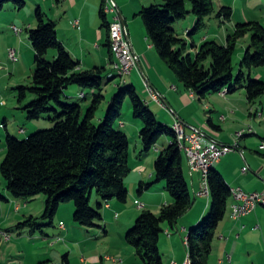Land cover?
Returning <instances> with one entry per match:
<instances>
[{"label":"trees","instance_id":"1","mask_svg":"<svg viewBox=\"0 0 264 264\" xmlns=\"http://www.w3.org/2000/svg\"><path fill=\"white\" fill-rule=\"evenodd\" d=\"M163 2L162 5L144 8L137 16L142 17L150 43L186 90L200 100H205L225 90L227 94H234L245 89L248 103L255 105L264 96V82L252 76L253 70L264 67V27L259 22L237 24L234 32L228 36L226 45L205 40L198 46L183 40L173 25L188 17L191 11L187 4L191 3L197 22L194 30L187 33L194 35L203 31L207 27L206 19L215 12L214 0ZM8 4L22 10L26 0H0V14ZM104 6L101 18L103 27L108 29V44L114 57L110 38L111 22L104 12ZM232 16L233 9L228 6L218 13L219 18L229 21ZM35 21L36 28L29 31V39L36 54L33 85L20 86L19 99L23 101L29 93L34 94L36 99L25 108L28 118L39 120L44 114L52 112L55 125L24 141L10 134L7 136V154L0 171L11 197L15 200H31L41 195L47 196L42 218L31 217L19 223L16 229H31L30 233L34 234L47 226L39 224L40 219L50 221L48 225L52 226L60 207L72 202L78 225L102 228L104 216L101 210L113 200L121 203L128 201L129 192L125 181L132 172L129 165L130 144L127 134L117 129L124 100L128 97L134 117L143 124L140 137L145 152H151L162 136L172 137V142L159 153L155 162L156 181L149 184L141 182L139 185V193L142 194L155 183L164 181L172 201L163 206L159 214L144 210L125 236L127 244L134 248L139 264H164L160 251L163 225L175 229L195 202L185 176V154L179 146L175 129L158 120L133 85L121 89L114 96L104 122L96 124L94 120L104 100V81L112 82L113 76H107L104 68L78 72L80 63L59 41L57 24L48 19L40 8L35 12ZM249 33L252 34V43L241 63V67L248 72L241 70L235 78L233 59L237 44ZM52 50H56L57 55L50 62L48 56ZM209 61L211 64L207 67ZM72 85L91 90L93 94V101L85 114L81 105L69 104L64 100L65 91ZM208 180L212 200L210 214L201 224L191 228L188 235V255L192 264H208L217 229L224 221L232 199L231 187L214 167L209 171ZM94 193L100 198L97 210L91 207ZM63 264H70L67 256Z\"/></svg>","mask_w":264,"mask_h":264},{"label":"rangeland","instance_id":"2","mask_svg":"<svg viewBox=\"0 0 264 264\" xmlns=\"http://www.w3.org/2000/svg\"><path fill=\"white\" fill-rule=\"evenodd\" d=\"M26 1L29 2V0H26ZM104 1H105V6H107L106 5L107 1L106 0ZM115 2L117 3V0H115ZM163 3H164L163 0H161L159 1V3L156 2V5H162ZM105 6H104V9H106ZM149 6L151 7V5ZM149 6H147L146 8H149ZM224 6L226 7L228 6L233 9V16L230 21L226 20L225 18L218 17V13ZM8 7H14L13 9H16V7L12 4L6 5L5 10L0 14V21L6 18L10 22L7 25L8 27L6 29V32H7V36L11 38V40L17 39L19 43L18 46L14 48L17 50L19 61L11 60V57L9 55L11 52H9V54L5 56L4 58H0V76H1V79H0V167L4 159L6 158V154H7L6 139L9 134L18 140L24 141L27 139V137L37 132H40V131L52 129L55 125L54 122H52V119L54 118V114L52 112L44 114L39 120H30L28 118V113L25 108L26 106H28V104H30L36 99V96L34 94L29 93L23 101H20L19 99L18 88L20 86L31 87L33 85V75L36 69V63H35L36 54H35V51L29 39L30 27L28 26V24L30 20L32 22L35 21V12L37 10V7L33 10H30L29 8L25 7L22 10L17 9L16 12L10 11ZM187 7L189 11H191V13L188 15V17L185 20L175 22V24L173 25V28L176 30L177 34L183 40L187 41L190 44L192 43L193 39H196V41L198 42V46H199L201 45L203 39L207 38V40L215 41L219 45L223 46L227 44L228 36H230L234 32L237 24L249 23V22H259L264 27V0H214L215 12L212 16L206 19L207 27L203 31H200L199 33H196L194 35H189L187 33V30L188 31L194 30V28L196 27L197 17L192 13L191 3H188ZM116 12L118 14H107V16L109 17V19H111L112 17L113 20H114V15L119 16L120 22L124 25L128 33L127 34L128 39L127 38L126 39L129 40L130 42L128 26L124 18L122 17L120 8H118ZM139 21L143 23V26L145 27L142 17L140 16H139ZM12 26H15V27H12ZM135 27L138 28V25L136 24ZM15 28L20 31L18 34L14 31ZM144 29L147 32L146 27ZM110 36H111V32H110ZM147 36H148V32H147ZM251 43H252V34L249 33L245 37L241 38L237 44V50H236V53L233 59L235 78L238 76L241 70L248 72L246 69H243L241 67V63H242L243 58L245 57L247 50L250 48ZM131 49H132L131 52L135 53L133 52L134 50H133L132 44H131ZM53 51H56V50H53ZM252 52L254 53V50H252ZM132 53H131V57L132 58L136 57L138 61L137 65H139L138 55L135 53L136 56H133ZM155 53L156 55L158 54L156 50H155ZM48 60H51L50 62L53 61L51 57H49ZM210 64H211V61L207 62L206 66L209 67ZM113 65H114V62L112 63V68H113ZM166 67L172 75H176L170 68H168V66ZM113 73L114 75L116 74L115 71ZM138 74L140 75L142 79L141 81L146 86L145 89H147V83L145 82L144 77L142 76L144 74L141 71H139ZM112 75H109V76H112ZM129 76L130 75L125 76L123 78L117 77L112 82H108V80L104 81V86H103L104 100L102 104L100 105L99 110L97 111V114L94 120L96 124H101L102 122H104L106 113L111 106V102L114 96L118 94L121 89L131 85L128 83L127 84L124 83V81L127 82L130 79ZM252 76L253 78L260 79L261 81L264 82V67L253 70ZM83 92L85 93L84 98H82ZM137 92L139 96L144 100L145 99L144 94H142L144 92L143 85L139 84ZM216 95H219V96H216ZM220 95L221 94H215L213 96L214 101H212L211 104H215L217 102L219 103L220 100L219 98H216V97H221L222 95L221 96ZM67 96H69V98ZM225 96L226 98L235 97V100H236L235 106L236 108L240 110V114L238 115V117L237 116L234 117L235 120L233 119L229 120L230 121L229 125H231L232 128L236 129V131L234 132L231 130L226 131L225 137L231 138L234 135V133L237 132L238 130L237 128L244 129L249 134L251 123H255L258 128L261 127L264 130V115L263 116L260 115V113L264 110V96L261 99H259L257 103L253 106H251L248 103L245 89L239 90L235 92L234 94L223 95V97ZM210 99H209V102L211 101ZM64 100L69 104L81 105L83 107V112L85 114L93 101V94L91 90H88V89L84 90L77 85H72L65 91ZM221 103L223 102L221 101ZM150 109L156 114L158 120L162 122V119H161L162 115H159L161 114L159 113L160 112L159 107L156 105H153ZM165 109H168V113L170 112L169 111L170 109L168 107ZM251 109H255L257 112V115L251 117L250 116ZM209 114L211 113L204 112V116H209ZM101 115H103V118L99 120V117ZM142 127H143L142 122L134 117L131 101L127 97L124 100L122 118H121V121L117 123V129L127 134L129 138V144H130L129 165L132 169V172L126 178V183H128L127 188L129 186L132 191L131 192L129 191L128 193L129 194L128 201L126 203H121L117 200H113L110 204L115 203L114 212L108 219L105 218V213L107 211L106 207H110V205H107L106 207H104L101 210L104 216V219H103V222L101 223L102 228L100 229L85 228V227L78 225L75 222V218H74L75 209L72 213L69 210H64L65 209L64 207H69V205H72L73 207H75L73 202L68 203V204H63L61 206L60 208L61 210H59L61 212H59L60 214L57 213L56 221L54 220V225L52 226L48 225L50 221H45V220L40 219L39 224L47 225V226H44L41 230H45L46 233L49 234L50 236L57 234L59 230V222L61 220L59 219V215L62 216V220L64 224H66V228L77 227L78 229H80L82 233L81 236H78L75 239H69L66 241H64L65 239L64 240L60 239L57 241V238L56 239L53 238L52 241L57 244L41 245V247L44 249L43 252L48 254L49 256L47 257V259L50 258L49 263L63 264L64 258L67 255H69V252L74 251V253H72V256H71L73 258V261H72L73 264H81L80 262L81 259L84 256L87 257L89 255L88 254L89 251H92V250H96V251H93L92 254L101 255L102 253V257L105 258V262L102 263L100 260L99 262H97V264H112L114 263V261L117 262L118 260L119 262L124 259L126 260V264H128V262H131L133 259H138L135 255L134 248L131 247L129 244H127L125 239L122 240L121 236H119V233H118L119 231H121V227L119 225L120 222H124L132 218V220H134V223L131 225L132 226L131 228H133L140 214L144 210H147L145 208H140L139 204L135 202V200H141V195L139 193V187L136 188V183H135L136 176L134 174L133 167H132L134 165L133 162L139 165L140 164L143 165V167L145 168V171L147 170L148 174L150 172H154L155 162L159 156V153L168 147L169 145L168 140L172 139V137L170 136H166V135L162 136L157 146L151 152L147 153L144 151L142 140L140 137V132L142 130ZM22 130H24V132H22ZM240 139H238L235 135V139H233L235 140V143L231 144L230 146H235L237 142V145L239 147L236 146L237 150L232 153H236L238 151L244 154V151L240 148V145H239L240 141H242L243 146H247L248 149H244V150H246V152H248L249 155H254L256 158L258 157V159H260L262 162L264 161V150L256 147L257 142H258V137L249 136L248 138H245L244 140H240ZM246 140H249V141L254 140L255 144L252 143L248 145L249 141H247L246 143ZM203 144L204 146H206L207 141H204ZM3 149H4V152H3ZM184 154H185L184 155L185 158H187V155L185 152ZM231 157L232 156H228L227 158H223L222 160L228 163V165H231L230 163ZM247 168L249 170V167ZM184 169H185V172H187V166L186 167L184 166ZM187 179L189 180V183H190L191 181H190V178H188V175H187ZM154 181H156L155 178L153 179V182ZM129 182H131L132 185H130ZM202 186H203V183L201 181L200 187H198L199 191L202 190ZM133 188H135L134 191H133ZM165 188H166V182L164 181L155 183L152 187V189L158 193L165 192L168 199L172 201V199L166 192ZM231 189H234V188H231ZM192 192H193V189H192ZM0 193L4 196L6 195V196L11 197L10 193L7 190L6 180L2 176L1 171H0ZM193 195L195 196V202H194L192 209L179 220V223L177 224L176 228L170 229V227L167 224L163 225L164 233L161 236L162 240L160 241V251H161V255L163 257V261L165 264L166 263L168 264V262H170L171 258L173 257L174 248L178 247L176 240H179L180 247L185 254L186 260L184 264L188 263L187 258L189 254L188 253L189 244L187 246V244H185L184 239L186 238L188 239V235L191 231L189 222L191 220L193 221V219L195 220V217L197 218V216L200 214V216H202V219L198 224H201L204 218H207L210 214L211 203H212L211 197L210 196H198L197 193L195 192H193ZM39 199L46 200L47 196L41 195ZM42 200H38V201L36 200L33 202L32 201L29 202L26 200L17 199L15 200L16 201L15 205L12 206L13 208L12 210H10L11 208H7L8 210H10V215H8V217L10 216L11 220L16 222L17 220L15 218L18 214L15 211V208L17 205L20 206V208L22 209L21 211L23 212L26 209V206H25L26 202H29V204H31L32 207L37 210V208L41 206ZM232 201L234 202L233 197H232V200L229 201L226 218L229 217V214L232 211V206H233L232 204H235V202L233 203ZM99 202H100V198L97 196L96 193H94L91 199V207L97 210ZM5 205L9 206L7 202H5ZM255 210L251 214H253ZM0 211H1V204H0ZM156 212L157 214H159L158 211ZM43 213H41L37 217L42 218ZM22 214L23 213H21V216ZM64 216H66V219L64 218ZM1 217L3 218L2 213H0V220L2 219ZM231 217H232V212H231ZM4 218H7V217H4ZM234 221H239V220H234ZM7 223H10V222H8L7 219H4L0 224V230L1 229L9 230V233L12 236L14 248L6 247L7 245L6 242L8 241H6V239H4L2 235L3 233H6V232L0 231L2 239H3V242H2L3 245L0 246V250H4L6 254L10 253L11 255L14 254L13 256H16V255L19 256L16 262L17 264H21L23 262L26 264H33V262H36L37 260L33 256L35 250H33V246L32 244H30L31 243L29 240L30 238H28V235L31 234L30 233L31 229H24L23 231H21V230L16 229L17 225L21 222H16V224L12 227H10L9 224ZM198 224L196 226H198ZM166 227H168V229L171 230V236L173 238V242L171 244L168 242V236L165 230ZM184 227H187L188 231L183 232ZM37 232H40V230L38 229ZM106 232H108L107 235L105 234ZM261 234L262 232H260L258 237H256L255 239H252L253 241L252 243H255L259 247L263 248L264 239L263 237L260 239ZM21 235H23L24 239H22L23 242L19 243L17 242V240L22 237ZM89 239L91 240L89 241ZM76 243L78 245H76ZM123 243L128 250L126 249L124 250V248L122 250ZM246 243H248L246 239H243L240 242L233 241L231 243L230 250H233V247L239 248L241 246V248H239L240 253L239 255L235 257L234 264H250L251 257L249 253V248H251V246L248 248V245H246ZM223 247H224V242H222L217 237L216 241L214 242L213 251L209 257L208 264H219L218 262L219 260H222L221 263L225 262V264H231L228 258V255L227 256L220 255V252H221L220 249H222ZM108 257L111 258V260H109ZM106 258L112 262L111 263L106 262L107 261ZM13 260H16V259H14L13 257Z\"/></svg>","mask_w":264,"mask_h":264},{"label":"crops","instance_id":"3","mask_svg":"<svg viewBox=\"0 0 264 264\" xmlns=\"http://www.w3.org/2000/svg\"><path fill=\"white\" fill-rule=\"evenodd\" d=\"M159 1L161 0H117L122 17L124 18L128 26L130 42L132 44L133 50L139 57V65L135 70H133L132 74L129 76V82L127 81L126 83L135 86L136 90H138L139 84L143 85L144 92L142 94H144V101L150 108L153 105L158 106L160 109L159 113H161L159 115H162L161 123L171 128L175 127L177 121H181L184 123L186 132H190L192 128H196L205 134L204 141H207V145L210 144L212 139H215L220 143L226 145L234 144L235 140L233 139H235V135L241 131H245V135L240 140H244L249 136L258 137L256 147L261 148L262 142L264 141V130L261 127L258 128L255 123H251L249 134L246 130L237 128V132H235L231 138L225 137L226 131H236V129L232 128V126L229 125V120H235L234 117H238V115L240 114V110L235 106V97L226 98V96L223 97V95H220L221 97H216L219 98V103L217 102L215 104H211L212 101H214L213 96L215 94L209 96L205 100H200L197 96H193L190 91L186 90L184 85L179 81V79H177V76L172 75L170 73V71L166 67L167 65L165 66V63L160 58V56L158 54V56L156 55L155 48L150 43L147 36V32L144 29L145 27L143 26V23L139 21V16H137V14L140 13L147 6L155 5L156 2L159 3ZM104 4V0H29V2L26 1L25 7L29 8L30 10H33L36 7L37 9L40 8L45 13L48 19L54 21L57 24V35L59 41L69 51L72 57L80 63V66L78 67V72L90 71L96 68H104L107 70L106 75L109 76L112 75V73L114 72L112 68V63L116 60V58L115 56L112 57L111 49L108 44V29L103 27L101 12ZM8 8L10 11L16 12L17 10V8L13 9L14 7ZM107 18L109 22H112V17L111 19H109V17L107 16ZM113 22H115V15ZM8 23L10 22L6 18L0 21V58H4L5 56H7L11 50H15L17 53V50L14 48H16L19 43L17 39L11 40V38L7 36L6 29L8 27ZM76 23L78 24L76 25ZM136 24L138 25V28L135 27ZM28 26L30 27V30L34 29V27H36V22H32L30 20ZM205 40H207V38H204L202 42H204ZM192 42L198 45L196 39H193ZM56 55V51L53 50L49 53V57H51L53 60L56 58ZM139 71L144 74L142 76L144 77V80L147 85L150 86L162 97L165 105L170 109L169 111L171 113H168V109H165L159 104L152 101L149 91L145 89L146 86L141 81L142 79L138 74ZM112 76V80H115L117 78L114 73ZM82 94L85 95L84 92ZM67 97L69 98V96ZM209 99L211 100L210 102ZM221 101L223 103H221ZM204 112H210L211 114H209V116H204ZM255 115H257L256 110L251 109L250 116L252 117ZM102 118L103 115L99 117V120ZM22 132H24V130H22ZM247 141L249 140H246V143ZM171 142L172 139L168 140L169 144ZM242 143L243 142L240 141L239 145L240 148L244 151V154L238 151L236 153L228 154L222 157L220 161L215 164L214 168L223 175V177L226 179L228 185L231 188L241 187L246 192L260 193L264 197V161L262 162L260 159H258V157L256 158L254 155H249L248 152L244 150L248 149L247 146H243ZM252 143L255 144L254 140H250L248 145ZM228 156H232L230 161L231 165H228V163L222 160L223 158H227ZM133 163L134 165L132 167L136 176V188L139 187L141 182L147 184L152 183L153 179L155 178V171L150 172L148 174L147 170L145 171L143 165L136 164L135 162ZM184 166H187V172H185V176L187 178L188 175V178H190L191 182L189 184L193 189V192L199 193L200 191L198 187H200L201 181L203 182L201 173H191L187 158H185ZM245 167H249V170L246 173L243 172V169ZM129 184L132 185L131 182H129ZM127 185L128 183H126V186ZM134 189L135 188H133V191ZM129 191L131 192L132 190L128 186V192ZM140 195L141 200H135V202L142 203L145 209L152 211L155 214H157L156 211H158L159 213L163 206L171 203L165 192L158 193L152 188L143 191V193ZM39 198L40 196L26 201L33 202L36 200H42ZM5 202H7L9 206L5 205ZM29 202H26V209L23 212L21 211L22 209L20 208V206H16L15 211L18 214L15 218L17 220L16 222L22 223L30 219L31 217L38 218L37 216L43 213V211L45 210V199L41 201V206H39L37 210L33 208L32 205L29 204ZM15 203V199L10 196H4L0 193V213H2L3 215V218L1 217L2 219L0 220V224L4 219H7V221L10 222L7 223L10 227L16 224L15 221L11 220L10 216L8 217V215H10V210L13 209L12 206L15 205ZM114 204H109L110 207H106V219L110 218V216L113 214ZM7 208L11 209L8 210ZM64 208V210H69L71 213L75 209V207H73L72 205H69V207ZM59 212L61 211H58V214H60ZM21 213H23L22 216ZM199 216L200 214L197 216V218L195 217V220L193 219V221L191 220L189 222L191 228L196 226L201 221L202 216ZM64 218L66 219V216H64ZM59 219L61 220L59 222V230L57 234L50 236L46 233L45 230H40V232L35 231L34 234L28 235V238H30L29 240L31 242L30 244H32L33 250H35L33 256L37 260L36 262H33V264H51L49 263L50 258L47 259V257H49L48 254L43 252L44 249L41 247V245L57 244L52 241L53 238H57V241L60 239H65L64 241H66L69 239H75L78 236L82 235L80 229H78L77 227L66 228V224H64L62 220V216L59 215ZM54 220L56 221V217ZM62 223L64 224V228L61 227ZM133 223L134 220H132V218L119 223L121 231H119L118 233L119 236H121L122 240L125 239V236L131 229V225ZM187 227L183 228V232L188 231ZM170 229H168V227L165 228L168 236V242L171 244L173 242V238L171 236ZM0 231L9 232V230L2 229ZM260 232H262L260 239L262 237L264 239V205L262 204H259L253 214L239 221H234L231 218L230 212L229 217H225L224 221L219 225L214 242L216 241L217 237L222 242H224V247L220 249V255H228L230 263L234 264L235 257L239 255V248H241V246L239 248L233 247V250H230V245L233 241L240 242L243 239H246V241H248V243H246V245H248V248L251 246V248H249V253L251 257L250 264H264V247L261 248L257 244L252 243V239L258 237ZM107 233L108 232H106L105 234L107 235ZM21 236L22 237L17 240V242L19 243L23 242L22 239H24L23 235ZM90 240L91 239H89V241ZM176 241L178 247L174 248L173 257L171 258L170 262H168V264H184L186 260L185 254L180 247L179 240ZM2 242L3 239L0 233V246L3 245ZM77 243L76 245H78ZM6 244V247L14 248L12 238L10 241L6 242ZM123 248L124 250H128L125 247L124 243L122 250ZM93 251L96 250L89 251V253L87 252L89 255L87 257L84 256L81 259V264H97V262H99L100 260L102 263L105 262V258L102 257V253L101 255L92 254ZM72 253H74V251H70L69 255H67L70 264H73V258L71 257ZM13 255L14 254L11 255L10 253L6 254L4 250H0V264H17L16 262L19 256ZM13 257L16 260H13ZM108 259L111 260V258L109 257ZM108 259L106 258V262L111 263L112 261H109ZM218 262L219 264H225V262L221 263L222 260H219ZM21 264L26 263L23 262ZM112 264H126V260L124 259L119 262L117 260V262L114 261V263ZM128 264H139V261L138 259H133L131 262H128Z\"/></svg>","mask_w":264,"mask_h":264},{"label":"built area","instance_id":"4","mask_svg":"<svg viewBox=\"0 0 264 264\" xmlns=\"http://www.w3.org/2000/svg\"><path fill=\"white\" fill-rule=\"evenodd\" d=\"M113 10H115V14H118L116 11L118 10V5L115 0L112 1ZM78 23H76L77 25ZM115 26L117 28V38L119 40V50H120V65L117 66L115 71L116 77H125L131 75V72L138 67L137 58L131 57V44L127 37V30L124 25L120 22L119 16L115 15ZM14 31L18 34L20 31L18 29H14ZM127 38V39H126ZM11 54L14 55L15 60L19 61L18 55L15 50L10 51ZM134 52V51H133ZM133 56H136L135 53H132ZM126 83V81H124ZM147 90L149 91L152 101L159 104L163 108H167L162 97L154 91L150 86L147 85ZM224 93V91H223ZM181 130V136L185 139V150L188 151V161H189V169L191 173H201L203 175L207 172L208 167H214L215 163H217L223 156L235 152L237 142L235 146L226 145L220 143L219 141L212 139L210 144L204 146L203 142L205 139V134L196 128H192L190 132H186L185 126L179 122L176 123ZM245 131H241L236 134L238 136H244ZM261 149H264V141L262 142ZM243 154V153H242ZM248 168L245 167L243 169L244 172H247ZM198 196L203 195V189L197 193ZM234 196H238V205H234L233 209V219L240 220L243 217L250 215L256 207L261 204V201H264V197L260 193H248L243 188H234ZM140 208H144L142 203H139ZM61 227L64 228V224H61ZM6 241L11 240L12 236L10 233L2 234ZM176 264V263H174Z\"/></svg>","mask_w":264,"mask_h":264},{"label":"bare ground","instance_id":"5","mask_svg":"<svg viewBox=\"0 0 264 264\" xmlns=\"http://www.w3.org/2000/svg\"><path fill=\"white\" fill-rule=\"evenodd\" d=\"M106 1H107L106 2L107 3L106 4L107 6H105L106 7V9L104 10L105 13H113V14H115V10H113V7H112V1L113 0H106ZM110 32H111V36H110V38H111V47H112V51L114 53V56L116 58V60L114 61L113 69H116L117 66L120 65V50H119V40L117 38V28L115 26V22H113L111 24ZM10 57H11V60L12 61H17V60H15L14 55L11 54V53H10ZM226 94H227V91L226 90L224 91V93L223 92L221 93V95H226ZM83 97H84V94H82V98ZM263 114H264V110L260 113V115L262 116ZM177 122H179V123H181V124L184 125V123L181 122V121H177ZM174 129H175L176 134H177L179 146H180L181 150L186 153L187 159H188V151H186L185 148H184L185 147V139H183L182 136H181V130L179 129V127H178L177 124L175 125ZM242 137L243 136H238V139H240ZM188 163H189V161H188ZM212 168L213 167H208L207 168V172L202 175V179H203L202 189H203V195L204 196H210V189H209V183H208L209 182L208 175H209V171ZM231 191H232L231 192L232 193V197H233L234 202H235V204H232L233 205L232 206V218H233V209H234V205H238V196H234V189H232ZM261 204H264V201H261ZM187 241H188V239L186 238L185 239V244H187V246H188L189 241L188 242ZM187 262L188 263H186V264H191V260H190V256L189 255H188V258H187Z\"/></svg>","mask_w":264,"mask_h":264}]
</instances>
